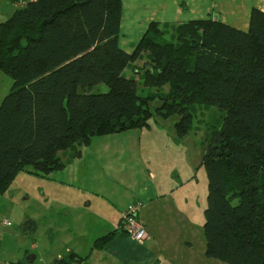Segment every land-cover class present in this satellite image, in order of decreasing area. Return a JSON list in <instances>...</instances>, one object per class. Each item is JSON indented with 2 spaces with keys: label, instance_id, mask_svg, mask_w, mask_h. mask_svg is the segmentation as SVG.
<instances>
[{
  "label": "trees",
  "instance_id": "trees-1",
  "mask_svg": "<svg viewBox=\"0 0 264 264\" xmlns=\"http://www.w3.org/2000/svg\"><path fill=\"white\" fill-rule=\"evenodd\" d=\"M121 12V0H28L0 22V70L13 80L0 103V191L29 166L62 169L59 152L93 136L148 128L152 98L161 102L157 115L179 116V137L193 105L216 106L223 121L201 160L205 255L264 264V13L252 9L247 30L211 18L180 23L175 43L161 41L152 23L127 52ZM127 66L139 77L125 76ZM101 83L107 90L94 91ZM141 84L154 95L143 97ZM20 227L32 234L36 222ZM74 260L70 253L50 264Z\"/></svg>",
  "mask_w": 264,
  "mask_h": 264
},
{
  "label": "rangeland",
  "instance_id": "rangeland-1",
  "mask_svg": "<svg viewBox=\"0 0 264 264\" xmlns=\"http://www.w3.org/2000/svg\"><path fill=\"white\" fill-rule=\"evenodd\" d=\"M175 31V26L166 27L163 29V34L159 36L160 40L175 43ZM138 62L140 66L141 62ZM123 74L139 77L132 66H127ZM12 83V78L0 70V103L10 90ZM106 90L107 87L103 83L94 87V91ZM155 90V87H144L142 84L139 87L143 97L154 95ZM160 103L156 98L148 102V107L153 112L149 119L151 128H142L141 145L138 146L137 153L141 157L145 156L144 160L151 161L154 157L161 167L171 168V174L174 177L177 175L184 177V182L187 177L182 208L185 214H188L189 223L184 227L182 237L189 242L186 244L190 246L191 264H225L205 255L203 222L204 208L207 204L208 180L201 162L202 153L209 139L221 127L225 110L212 105H193L190 129L179 137L175 129L179 116L173 114L163 118L157 115L155 108ZM125 142L127 140H119L118 143L128 146L129 144ZM92 144L98 145L97 139ZM152 146L159 148V155L150 157ZM117 156L114 162L124 164L127 168L132 162L137 161L129 152H122ZM106 157L107 154H103L101 159L94 160L99 163L100 171L101 167L106 165L104 162ZM93 159L89 156L85 166L93 164ZM93 167L89 168L90 174L87 178L85 177L89 187H92L95 181ZM118 183L105 184L103 191L87 194L82 193L81 189L72 184L59 182L48 174L32 171L30 166L18 171L16 176L0 191V264L9 259L16 260L19 255L18 250L21 249V254L24 247L28 249V253L36 254L37 259L34 264H46L48 255L64 254L65 247H75L76 241H80L74 234L83 230L92 229L96 235L95 242H97L101 236L110 232L113 229L112 225L116 223L117 219L114 218L117 214L114 208L122 204L118 196L121 191L123 192L121 184ZM27 218L36 222V231L32 236L23 235L21 231L20 225ZM4 219L9 224H4ZM95 219L97 221L106 219L109 223L101 226L93 225ZM73 227L76 229L74 232L71 230ZM9 230H16L17 234H10ZM89 233L84 234L85 239ZM128 239L122 236L111 243L107 248L110 253L109 255L106 253L108 256L103 264H122L121 261L126 258L134 259L136 257L133 248L135 243Z\"/></svg>",
  "mask_w": 264,
  "mask_h": 264
},
{
  "label": "crops",
  "instance_id": "crops-1",
  "mask_svg": "<svg viewBox=\"0 0 264 264\" xmlns=\"http://www.w3.org/2000/svg\"><path fill=\"white\" fill-rule=\"evenodd\" d=\"M121 3L118 41L122 49L127 52L133 50L152 23L157 24L163 30L189 20L211 18L238 29L247 30L252 9H258L264 13V0H121ZM18 7L20 5L15 1L0 0V22L7 19ZM166 87L164 86L165 89ZM149 125L151 128L150 123ZM141 130L142 128H134L93 136L88 145H74L59 152L65 166L49 173L52 179L72 184L81 189L82 193L87 194L103 191L105 184L119 182L123 192L119 193L118 198L122 204L114 208L117 214L114 219L117 220L112 225L113 229L106 234L109 238L105 243L98 245V242H95L96 235L92 229L83 230L74 234L80 241H76L75 247H65L62 255H48L46 264H50L54 258H61L70 253L75 258L72 264H99V262L103 264L110 253L107 249L109 245L122 236L135 243L133 248L136 254L134 259L126 258L121 261L122 264H191L190 246L187 245L189 242L182 237L184 227L189 223L188 214H185L182 208L187 177L184 182V177L180 175L174 177L171 174V168L161 167L158 161H155L153 156L159 155L157 146H152L151 161L144 160L146 157L143 155L141 157L137 153L138 146L141 145ZM95 139L98 141L96 146L92 144ZM119 140H127L125 143L129 145L120 144ZM76 149L80 150L79 156L74 155ZM122 152H129L137 161L128 165V168L124 164L114 162L118 158L117 155ZM103 154H107L104 160L106 165L101 167L100 171L99 163L94 160L101 159ZM89 156L94 158V163L85 166ZM90 167L95 169L93 171L95 181L92 186L94 189L86 183ZM109 180L112 181L109 182ZM135 201L141 203L138 217L145 224L148 232V237L141 242L134 241L125 233L115 229L121 212ZM108 223L106 219L98 221L95 219L93 225L101 226ZM71 230L74 232L76 229L73 227ZM21 231L23 235L29 234V236L35 233ZM9 232L13 235L17 234L16 230H9ZM87 232L90 233L85 239L84 234ZM20 250L17 252L19 255L16 260L9 259L3 261L2 264H23L28 249L24 247L21 254ZM36 259L35 254L34 261Z\"/></svg>",
  "mask_w": 264,
  "mask_h": 264
},
{
  "label": "built area",
  "instance_id": "built-area-1",
  "mask_svg": "<svg viewBox=\"0 0 264 264\" xmlns=\"http://www.w3.org/2000/svg\"><path fill=\"white\" fill-rule=\"evenodd\" d=\"M28 0H16L20 6L24 5ZM141 203L134 202L127 206L120 215V218L115 225V229L125 233L132 240L141 242L148 237V232L145 224L139 219L138 212ZM4 224H9L7 220H3ZM13 264V263H7Z\"/></svg>",
  "mask_w": 264,
  "mask_h": 264
},
{
  "label": "water",
  "instance_id": "water-1",
  "mask_svg": "<svg viewBox=\"0 0 264 264\" xmlns=\"http://www.w3.org/2000/svg\"><path fill=\"white\" fill-rule=\"evenodd\" d=\"M12 1H16V0H12ZM34 259H35V254L34 253H28L24 257V262H25V264H32Z\"/></svg>",
  "mask_w": 264,
  "mask_h": 264
}]
</instances>
